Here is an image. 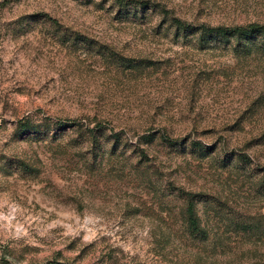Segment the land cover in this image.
<instances>
[{"label": "rangeland", "instance_id": "obj_1", "mask_svg": "<svg viewBox=\"0 0 264 264\" xmlns=\"http://www.w3.org/2000/svg\"><path fill=\"white\" fill-rule=\"evenodd\" d=\"M126 2L0 0V264H264V0Z\"/></svg>", "mask_w": 264, "mask_h": 264}, {"label": "trees", "instance_id": "obj_2", "mask_svg": "<svg viewBox=\"0 0 264 264\" xmlns=\"http://www.w3.org/2000/svg\"><path fill=\"white\" fill-rule=\"evenodd\" d=\"M119 4L128 6L126 0H118ZM140 10L149 9L148 2H140ZM138 8V7H137ZM175 35L195 41L198 45H224L230 47L232 52L239 57H261L264 59V24L252 23L245 26H194L183 22L180 19L171 20ZM244 157V156H243ZM245 161V160H243ZM186 205L183 210L184 220L187 223V231L192 235L206 234L200 226L197 210V195L185 194ZM53 264H65L55 262Z\"/></svg>", "mask_w": 264, "mask_h": 264}]
</instances>
